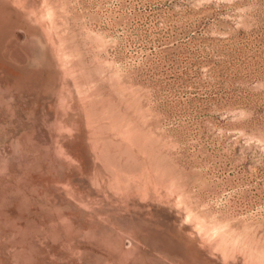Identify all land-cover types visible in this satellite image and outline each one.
Instances as JSON below:
<instances>
[{
	"label": "rangeland",
	"instance_id": "1",
	"mask_svg": "<svg viewBox=\"0 0 264 264\" xmlns=\"http://www.w3.org/2000/svg\"><path fill=\"white\" fill-rule=\"evenodd\" d=\"M0 264H264V0H0Z\"/></svg>",
	"mask_w": 264,
	"mask_h": 264
}]
</instances>
